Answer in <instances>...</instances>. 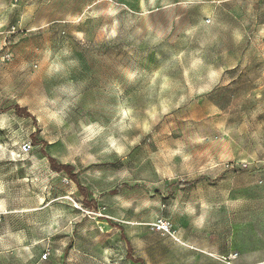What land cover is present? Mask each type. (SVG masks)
Returning <instances> with one entry per match:
<instances>
[{
	"label": "rangeland",
	"instance_id": "rangeland-1",
	"mask_svg": "<svg viewBox=\"0 0 264 264\" xmlns=\"http://www.w3.org/2000/svg\"><path fill=\"white\" fill-rule=\"evenodd\" d=\"M0 264H264V0H0Z\"/></svg>",
	"mask_w": 264,
	"mask_h": 264
},
{
	"label": "trees",
	"instance_id": "trees-1",
	"mask_svg": "<svg viewBox=\"0 0 264 264\" xmlns=\"http://www.w3.org/2000/svg\"><path fill=\"white\" fill-rule=\"evenodd\" d=\"M17 114L22 116H29L28 112L26 109L24 108H19L17 107ZM37 142H34V145H36ZM51 167L53 168L54 171H56L57 173H65L68 178L73 181L77 188L79 193L81 194V196L84 198V203L87 207H95V201L90 200L91 199V192L89 191L88 188L84 187L81 185L79 179L77 178V176L75 174H73V168L71 166H59L58 164H56L55 160L50 158L49 159Z\"/></svg>",
	"mask_w": 264,
	"mask_h": 264
},
{
	"label": "built area",
	"instance_id": "built-area-1",
	"mask_svg": "<svg viewBox=\"0 0 264 264\" xmlns=\"http://www.w3.org/2000/svg\"><path fill=\"white\" fill-rule=\"evenodd\" d=\"M160 228H161L162 230H164L165 232H170V230H171V224L168 223V222L162 221V222L160 223Z\"/></svg>",
	"mask_w": 264,
	"mask_h": 264
}]
</instances>
